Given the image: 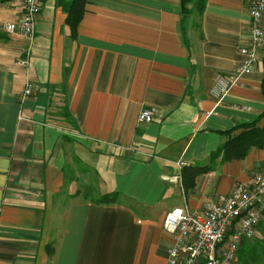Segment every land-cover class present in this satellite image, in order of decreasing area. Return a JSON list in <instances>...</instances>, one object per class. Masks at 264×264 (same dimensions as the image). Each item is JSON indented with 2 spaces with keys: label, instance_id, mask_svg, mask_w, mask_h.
I'll list each match as a JSON object with an SVG mask.
<instances>
[{
  "label": "crops",
  "instance_id": "crops-1",
  "mask_svg": "<svg viewBox=\"0 0 264 264\" xmlns=\"http://www.w3.org/2000/svg\"><path fill=\"white\" fill-rule=\"evenodd\" d=\"M251 1L86 0L73 31L70 0H42L29 40L2 27L19 0H0V264H165L166 211L251 178L264 145L211 154L264 109V47L242 85L210 94L242 58Z\"/></svg>",
  "mask_w": 264,
  "mask_h": 264
},
{
  "label": "built area",
  "instance_id": "built-area-1",
  "mask_svg": "<svg viewBox=\"0 0 264 264\" xmlns=\"http://www.w3.org/2000/svg\"><path fill=\"white\" fill-rule=\"evenodd\" d=\"M23 11L17 20H6L2 27L29 40L33 38L36 14L42 0H19ZM250 30L246 43L239 46L242 54L234 70L219 73L210 94L220 101L235 85H242L243 75L252 71L264 46V0H252L248 8ZM33 90L25 82L19 100L23 102ZM153 108L144 107L137 121L153 119ZM179 164L185 161L180 159ZM167 177V176H166ZM177 178V176H171ZM264 217V164L254 171L248 181L237 180L228 193H219L205 209L173 206L166 211L162 227L170 234L165 264H237L242 238H251Z\"/></svg>",
  "mask_w": 264,
  "mask_h": 264
},
{
  "label": "trees",
  "instance_id": "trees-1",
  "mask_svg": "<svg viewBox=\"0 0 264 264\" xmlns=\"http://www.w3.org/2000/svg\"><path fill=\"white\" fill-rule=\"evenodd\" d=\"M86 0H70L68 7L67 22L71 29L75 31V26L81 18ZM191 0H182V11L187 14L191 8L187 3ZM204 0H200L199 9H203ZM264 47V46H263ZM264 57V55H263ZM264 68V58H263ZM262 89L264 93V76L262 79ZM264 115V109L258 117L252 121L240 122L234 126L223 130L226 135L224 142L213 150L211 156L216 157L221 154L222 159L244 156L250 147H261L264 145V123L256 124ZM120 193L117 191L102 193L97 200L99 202L110 203L118 199ZM261 235L253 239L242 238L238 248V259L243 260V264H264V217L258 224ZM240 260V261H241Z\"/></svg>",
  "mask_w": 264,
  "mask_h": 264
},
{
  "label": "rangeland",
  "instance_id": "rangeland-1",
  "mask_svg": "<svg viewBox=\"0 0 264 264\" xmlns=\"http://www.w3.org/2000/svg\"><path fill=\"white\" fill-rule=\"evenodd\" d=\"M260 228L257 230V232L255 233V235H254V237H256L257 235L259 236V235H261V232H260ZM254 237H252L251 239H253ZM242 259V258H241ZM241 259H238V262H237V264H243V260H241ZM241 260V261H240Z\"/></svg>",
  "mask_w": 264,
  "mask_h": 264
}]
</instances>
